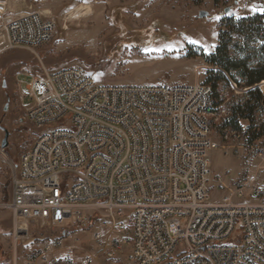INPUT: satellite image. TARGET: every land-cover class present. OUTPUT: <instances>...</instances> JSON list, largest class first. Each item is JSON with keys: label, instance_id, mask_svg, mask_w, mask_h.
I'll use <instances>...</instances> for the list:
<instances>
[{"label": "built area", "instance_id": "built-area-1", "mask_svg": "<svg viewBox=\"0 0 264 264\" xmlns=\"http://www.w3.org/2000/svg\"><path fill=\"white\" fill-rule=\"evenodd\" d=\"M261 9L264 0L239 4L240 12L256 18L263 29L251 40L256 47L264 45ZM55 32L49 14L23 13L9 21L0 53L34 50ZM20 99L28 100L23 119L40 133L20 154L12 174L8 206L14 242L30 237L31 222L61 229L31 254L28 264H71L58 253L71 235L66 227L89 226L94 219L103 229L93 237L108 259L264 264V179L254 183L245 177L230 186L226 173L213 178L211 151L221 144L212 138L210 85L105 83L73 65L32 75ZM1 143L0 137L4 154ZM240 147L252 149L244 153L246 164L264 162V134ZM247 196L253 200L237 201Z\"/></svg>", "mask_w": 264, "mask_h": 264}, {"label": "rangeland", "instance_id": "rangeland-1", "mask_svg": "<svg viewBox=\"0 0 264 264\" xmlns=\"http://www.w3.org/2000/svg\"><path fill=\"white\" fill-rule=\"evenodd\" d=\"M241 0H0V45L7 39L9 21L34 10L47 12L56 22V32L47 44L34 50L7 48L0 53V137L9 133V145L0 154V264H28L29 257L53 235L57 227H39L31 222L30 237L15 244L13 213L8 204L12 194V174L19 156L34 141L40 130L26 122L21 88L27 91L32 75L42 76L65 67L80 65L101 82L205 83L210 69L207 62L218 45L221 22L229 17H247L239 10ZM230 8L229 11H226ZM205 10L207 16L200 17ZM7 45V44H6ZM5 45V46H6ZM22 82V87L19 85ZM230 87L223 90L227 100L248 95V90ZM264 97V91L257 87ZM248 99V97H246ZM225 108L224 104L220 106ZM228 111L216 112L212 120V138L221 144L211 151L213 178L220 173L230 186L247 177L259 183L264 179V162L246 164L244 153L251 148L230 128L219 124ZM264 120V104L257 112ZM246 121H243L244 129ZM223 146H225L223 148ZM216 180H213L215 182ZM221 193V192H220ZM219 195V193H218ZM251 197L237 201H252ZM102 224L94 219L89 226L75 223L66 227L70 236L60 255L71 264H128L125 255L113 259L100 252L103 246L94 239ZM126 248L125 251H128ZM55 253V254H58ZM45 264V263H40ZM48 264V263H46Z\"/></svg>", "mask_w": 264, "mask_h": 264}, {"label": "trees", "instance_id": "trees-1", "mask_svg": "<svg viewBox=\"0 0 264 264\" xmlns=\"http://www.w3.org/2000/svg\"><path fill=\"white\" fill-rule=\"evenodd\" d=\"M221 28L218 45L207 57L208 64L219 69L208 70L205 83L213 89L215 111H228L219 124L220 130H245V142L253 144L264 134V120L259 123L257 118L264 97L258 88H253L256 85L264 91V45L256 47L251 40L263 29L256 18L233 16L224 18ZM230 81H234L235 88L248 90V95L224 98L222 92L230 87ZM223 104L225 108L220 107ZM243 121L247 122L245 129Z\"/></svg>", "mask_w": 264, "mask_h": 264}, {"label": "water", "instance_id": "water-1", "mask_svg": "<svg viewBox=\"0 0 264 264\" xmlns=\"http://www.w3.org/2000/svg\"><path fill=\"white\" fill-rule=\"evenodd\" d=\"M229 9H230V8H227L226 11H229ZM207 15H208V12L205 11V10H202V11L200 12V17H204V16H207ZM8 139H9V133L6 132V135H5V137H4V139L2 140V143H1V145H2L3 148H6V147L9 145V141H8Z\"/></svg>", "mask_w": 264, "mask_h": 264}, {"label": "bare ground", "instance_id": "bare-ground-1", "mask_svg": "<svg viewBox=\"0 0 264 264\" xmlns=\"http://www.w3.org/2000/svg\"><path fill=\"white\" fill-rule=\"evenodd\" d=\"M44 13H47V12H45V11H43ZM6 42H7V40H6V38H5V44L2 46V45H0V50H2L4 47H5V45H6Z\"/></svg>", "mask_w": 264, "mask_h": 264}, {"label": "snow or ice", "instance_id": "snow-or-ice-1", "mask_svg": "<svg viewBox=\"0 0 264 264\" xmlns=\"http://www.w3.org/2000/svg\"><path fill=\"white\" fill-rule=\"evenodd\" d=\"M261 11H264V9H261Z\"/></svg>", "mask_w": 264, "mask_h": 264}]
</instances>
